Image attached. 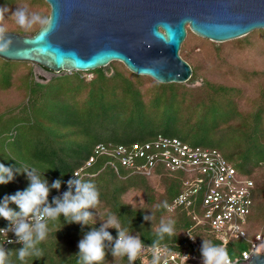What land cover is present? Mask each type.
<instances>
[{"label":"trees","instance_id":"16d2710c","mask_svg":"<svg viewBox=\"0 0 264 264\" xmlns=\"http://www.w3.org/2000/svg\"><path fill=\"white\" fill-rule=\"evenodd\" d=\"M25 3L38 7H47V4L43 0H0V9L16 8ZM40 15L48 17V13H42ZM41 27L42 26L39 25V27L27 32L33 35ZM4 31L21 35L26 34V28L23 29L21 26L11 30L4 29ZM189 36L190 32L186 29V39L183 46L186 44ZM192 36L201 42L210 44L211 53L214 58L211 70L214 73L231 74L232 78L243 81L244 83H248L249 81L250 84L253 82L254 84H259L260 88L257 89L256 96L250 98L246 95L244 88L217 83L203 76L199 78L200 85L194 89L188 88L182 83L160 84L148 77L130 73L119 63H109L107 66H109L111 71L113 70V73L110 75H107L103 68L87 72L93 75L90 79L84 78L82 76L84 74L81 72L76 73V78L80 84L78 86H73L76 87L74 90L67 91V93L64 94L65 98H69L71 102L68 103V106L66 105V109H62L60 104L57 103L58 101L52 99L53 102L51 101V105L56 107V110L49 111L51 114L47 117L50 122H52L53 119L59 118L61 115L59 110H61L64 115L68 113L64 123L57 124V129L53 128L54 132L47 133L34 140L24 135L20 138L18 136L21 131L15 133V130L13 131L10 127H3L5 131L0 132V163L13 168L17 167L20 171H23L24 167L30 166H28L27 162H24L13 154V150H11L8 143L11 141L14 143L19 141L23 144L24 141L27 143L26 145L23 144L25 146H30L31 143L32 145L36 144L38 148L33 154L38 157V159L42 160L45 154L49 155V157L55 155L57 158L54 163L56 167L54 171L36 169L41 173L44 172V179L47 180L50 189L51 184L56 180L61 181V188L66 178L74 169L87 160L92 154V147L98 143L129 146L134 143L148 142L157 137L176 138L190 146L217 151L225 161L235 169L239 176L250 179L253 182V205L247 218V229L249 231H254L260 228L264 224V71L258 72L256 70L242 69L232 61H229L228 57L229 51L240 50V47L244 46L250 47L252 41H257L260 47L253 58L256 60L263 59L264 31H254L233 42L221 44H214L207 40L197 38L194 35ZM180 47L182 50V45ZM0 60L1 64H3L0 68V92H8L9 90L20 92V85H23V82L27 85L26 80L29 79L31 83L33 77L29 68H26L27 71L25 74L19 73L21 68L28 67V62H17V66L9 67L11 62L2 58H0ZM7 66L8 68L6 69ZM15 68L18 69L14 73L13 69ZM191 71V77L187 81L189 84L196 79L198 80L196 74L197 68L191 67ZM73 72L75 71L70 72L69 75H74ZM14 74V78H22L25 76H27V78L25 77V81L21 80L22 82L18 80L17 83L14 84V78L12 82L9 81ZM22 74L24 76H21ZM122 80L129 82L133 88L131 91H133L134 94H132L133 97L130 101V105H123L116 99H112L114 101L109 100L104 95V92L109 89V87L117 89V85ZM146 82H149L150 85L146 86ZM82 85H86L85 93L82 89ZM29 86L31 85L29 84ZM21 88H23V86ZM39 91L35 85V91L30 89L28 92L26 97L27 100L26 98L23 99L25 93H22L21 101L17 103H9L8 101L7 104L0 109V115L4 109L10 108V110H13L20 105L25 116L22 117L21 115L19 119V124L21 125H18L19 128L24 126V129L27 128L28 124H32L34 128L42 129L44 127L43 124L33 118L35 103L31 101V97L39 93ZM152 97L154 99H152ZM215 100H219L223 106L230 105L232 108V110L228 111L230 115H224V112L228 109L222 111L219 108V115L217 116L214 113L215 110H207L210 105H214L213 101ZM247 105L248 107H246ZM122 106L129 110L120 117L122 118V123L133 122V124L131 123L132 127H130V140L121 142L114 138L116 136H109V134L106 136L110 138L98 140L93 134L91 140H93L94 143L91 144L93 146L90 147V151H85L83 147H77L73 149V152L69 149L70 152L68 156L59 153L61 148L60 143H62L61 140H63L65 136L69 138H71L70 135L76 137L74 141L77 144L75 142L74 144L78 146L81 137L89 139V137L82 135V133L87 134L88 131H84L83 128H80L79 123H83L84 127L92 125L95 128L98 121L101 122L103 119L112 120L116 118V113L122 110ZM160 106H164L165 108L163 113L164 120L162 119V121L165 123L166 128L160 131L154 130V127L147 128L144 124L143 112L151 110L152 107L157 108ZM135 112H137L138 115H136ZM157 119L159 118H156V120ZM209 120L218 121L215 125L213 124L210 129L227 130L229 128H234L236 130H242L239 135L237 132L236 138L239 141V146L235 149L236 152H234L233 155L231 154L232 156H225L224 153L213 145H201L187 142L186 138L188 134H192L196 137L200 129H204V127L213 123L209 122ZM30 128L32 127L30 126ZM103 128L107 129L104 130L106 132H111L113 130L111 125ZM227 134L229 138L233 135L231 132ZM50 144H57L56 149ZM238 153H240L241 156H237ZM87 171L89 176H85L83 179L94 182L100 193L98 206L90 210L94 213L95 223L89 221L88 226L69 224L64 222L63 217H60V222L63 227L56 233V230L61 224L56 222L55 226H53L54 222H49V227L52 228V231L48 238L38 245V247L42 249V256L30 257L24 264H78V258L75 255L78 254L77 245L79 240L92 228L99 229L109 212L118 215L121 224L125 227H129L130 234L137 236L141 239L142 243L147 246H150L151 242L155 239V226L162 218H172L176 222L175 229L177 236L172 238L166 236L164 240V243L168 245L170 250L186 251L200 255L202 239L211 240L215 244L220 245L219 242L214 239L213 233H211L207 226H194L190 208L178 207L174 211L168 212L167 208L156 207L164 202L169 205L172 199L181 193L183 189L182 184L186 178L184 173L168 171L161 165L155 167L150 177L131 175L124 168H121V170L119 169V172L116 173L111 167H103L102 158H99ZM28 184L29 181L25 174H15L13 180L9 184L0 185V200H2L5 195H13L17 191H23L28 187ZM57 191V189L50 190L48 196L49 203L56 197L54 194ZM128 191L140 193L142 196V205L137 207L130 206V204L123 199ZM9 207L18 210L14 204H10ZM199 211L197 207L196 212L199 213ZM145 216L150 218L146 220ZM7 226L8 222L0 218V229L6 228ZM108 231L113 238L117 236L115 229L109 228ZM189 235L194 237L193 242L189 240ZM4 240L5 237L0 234V245H3ZM21 247V244L13 243L4 248L9 251H15ZM105 251L106 256L103 264H129L127 257L121 258L112 256L111 245H107ZM10 260L11 264H22L15 254L10 257ZM132 264H141V262L139 259H135Z\"/></svg>","mask_w":264,"mask_h":264},{"label":"water","instance_id":"95a60500","mask_svg":"<svg viewBox=\"0 0 264 264\" xmlns=\"http://www.w3.org/2000/svg\"><path fill=\"white\" fill-rule=\"evenodd\" d=\"M50 25L33 35L4 31L0 58L52 73L86 72L111 62L160 84L186 83L191 67L179 50L186 29L215 43L264 31V0H43ZM160 31L167 38L154 37ZM10 41V42H9ZM246 264H264L252 254Z\"/></svg>","mask_w":264,"mask_h":264},{"label":"rangeland","instance_id":"374dc122","mask_svg":"<svg viewBox=\"0 0 264 264\" xmlns=\"http://www.w3.org/2000/svg\"><path fill=\"white\" fill-rule=\"evenodd\" d=\"M21 7H25L26 11L28 13H38V14H42V13H49V7L47 5V7L45 6H34V5H30L29 3H25L20 5L19 7L16 8H8L6 9V11L3 13L2 18H0V26L3 29H16L18 26H20L17 21H16V17L13 16V14L15 13V11L18 8ZM39 27V24H35L31 27H21V28H26V34L24 35H31L29 32L27 31H32L33 29ZM190 32V31H189ZM192 35H194L193 33L190 32V36L188 37V40L186 41V44L183 46V43H185V39L182 42V50L180 47L179 50V55L180 57L186 61L189 66L191 67H196L197 71V78L195 81L189 83H182L184 84L186 87L188 88H196L197 86L200 85V81L199 78L200 77H204L207 78L209 80L215 81V82H219V83H224L226 85H232V86H239L241 88H244L246 95L249 96L250 98H253L256 96L257 93V89L260 88L259 84H254L253 83H244L243 81H239L237 79L232 78L231 74H226V73H214L211 69L213 66V56L211 53V46L209 43H205V42H201L197 39H195V37H193ZM195 36V35H194ZM197 37V36H196ZM200 38V37H197ZM202 39V38H200ZM206 40V39H203ZM237 40V39H235ZM235 40H231L228 42H223V43H230L233 42ZM209 41V40H207ZM211 42V41H209ZM214 44H221V43H215V42H211ZM259 47L260 44L257 41H252L251 46L247 47H240V50H232L229 51V57L228 60L232 61L235 65H238L240 68L242 69H247V70H256V71H264V55L262 56L263 59H254L253 56L255 53H257L259 51ZM1 61V60H0ZM10 62V61H9ZM29 63V62H28ZM111 63H118V62H111ZM120 64V63H119ZM13 67L17 66V62H13L11 61V64H9ZM122 65V64H121ZM3 66V64H1L0 62V68ZM8 68V66L6 67V69ZM26 68L30 69V72L32 73V81L31 83L29 82L30 80L27 79V76L19 78V77H15V74L13 75V77H11L9 79V81L12 82L13 78V83L16 84L17 81L19 80L20 82L22 81H27V85L25 84V82H23V85H20V92L16 91V90H9L8 92H0V109L2 108V106H5L7 104V102L9 101V103H17L19 101L22 100L21 95L22 93H25V96L23 99H25L27 97L28 92L31 90L35 91V85L36 88L38 89L39 93H36L34 96L31 97V101L35 103V108L33 109V115H34V120H37L39 122H41L43 124V128L39 129V128H34L32 126V124H28L27 128H24V126H21L19 128L18 125L19 124V119L25 116L23 113V109L20 107V105L15 108V109H11L7 108L4 109L0 115V132L5 131V128L10 127L12 128V130H15L16 132H20L19 136L20 138H22V135L24 136H28L29 139H38L39 137H42L43 135H46L47 133L50 132H54L53 128H56V125L59 123L63 124L65 118L67 117V115H64V113L60 111V116L58 119H53V123L49 121L48 117L49 111H54L56 110V107H54L53 105H51V103L53 102V100L58 101L57 103L60 104V107L62 109H66V105L68 106V103H71L69 98H65L64 94L67 93V91H71L74 90L73 86H78L80 83L78 81V79L76 78V71L73 72L74 75H69L70 72H60V73H52L44 68H41L40 66H38L37 64H33V63H29L28 67H24L20 69V74L23 73L25 74V72L27 71ZM18 68L13 69L14 73L16 72ZM104 72L107 75H110L113 73V70L111 71L109 66H105L103 67ZM89 71L86 72H81L84 75H82L84 78L86 79H90L93 75L90 73H87ZM80 73V72H79ZM87 73V74H85ZM11 74V73H10ZM21 76H24V75ZM22 80V81H21ZM7 82V81H6ZM22 84V83H21ZM29 84L31 86H29ZM149 82H146V86H149ZM23 86V88H21ZM47 86V87H46ZM82 89L84 91V93L86 92V85H82ZM18 89V87H17ZM131 89H133L130 85L129 82H125V81H121L118 85H117V89H113L111 87H109V89H107L104 92L105 97H107V99L112 100V99H116L118 100V102L127 105H130V101L132 99V94L133 91H131ZM158 90V89H157ZM152 99H154L152 97ZM27 100V98H26ZM52 101V102H51ZM114 101V100H112ZM214 105H210L207 110H215L214 113L217 115H219L218 111L221 109L222 111H224L225 109H228L226 112H224V115H230L229 114V110H232L230 105H225L223 106L222 103H220L219 100H215L213 101ZM124 106H122V110H120L119 112L116 113V118L109 120V119H103L101 120V122L98 121L97 126L94 128V126L92 125H88L86 127H84L83 123H79V127L83 128L84 131H88L87 134L86 133H82V135L89 137H81L80 140V144L79 146L76 145L77 143L74 141L76 140L74 136H71V138H69L68 136H65V138L63 140H61L62 143L61 144V148L59 150V153L65 156L69 155V152L71 150V152H73L74 148L77 147H83V149L85 151L89 150L90 151V147L93 146L91 144L94 143L93 140H91L92 135L94 134L95 137L98 138V140L101 139H108L110 137H107L109 134L110 135H114L116 137H114L117 140H120L121 142H126L127 140H130V127H132L133 122H124L122 123L120 118L122 115L126 114L129 110L128 108H123ZM248 107V105L246 106ZM220 108V109H219ZM137 109V108H136ZM164 106H160L157 108H151V110L149 111H144L143 112V117H144V124L147 128H152L154 127V130H164L166 128L165 123H163L162 119L164 120ZM10 110V111H9ZM140 113V112H139ZM136 115L137 112H135ZM156 118H159L156 120ZM142 119V118H141ZM114 120V121H113ZM209 122H213L210 123V125H208L207 127H204V129H200V132H198V135L196 137H194L192 134H188L186 140L187 142H191V143H195V144H209V145H213L214 147H216L218 150H220L222 153L225 154V156L230 157V155L234 154L235 149L239 146V141L236 138L237 132L238 135L242 132V130H236L234 128H229L227 130H220V129H210V127L214 124H216L218 121L216 120H209ZM102 123V125H101ZM132 123V124H131ZM101 125L100 129L99 126ZM111 125L113 130L111 132H106L104 130L103 127ZM30 126L32 128H30ZM206 126V125H204ZM3 127H5L3 129ZM22 128V130H21ZM115 128V129H114ZM238 128V127H237ZM37 129V130H36ZM241 131V132H240ZM223 132V133H221ZM233 133L232 136H230V138L228 137L227 133ZM225 133V134H224ZM236 133V134H235ZM196 134V133H195ZM107 135V136H106ZM72 141H71V140ZM132 139V138H131ZM19 141H17L16 143L14 142H10L8 143L9 147L11 148V150H13V154H15L19 159L23 160L24 162L28 163V166L30 167H34V168H38V169H44V170H50V171H54L56 169V167L54 166V163L56 162L57 158L54 155H51L49 157V155L45 154V157H42L43 159L40 160L38 159V157H36L33 152L35 150H37L38 146L36 144L32 145V143L27 146H25L27 143L23 141V144H21ZM74 142L76 144H74ZM29 144V143H28ZM54 144V143H53ZM52 145V144H50ZM55 149L57 147V144L52 145ZM51 146V147H52ZM95 146V145H94ZM93 146V147H94ZM29 147V149H28ZM92 147V149H93ZM72 148V149H71ZM70 149V150H69ZM91 149V151H92ZM231 155V156H232ZM245 155V154H243ZM236 156V155H235ZM237 156H241L240 153L237 154ZM62 158V157H60ZM119 169L121 170V168L119 167ZM57 173V172H56ZM157 191L159 192L158 188ZM123 199L128 202L130 204V206H140L142 205V196L140 193H137L135 191H128ZM102 225V224H101ZM213 237H215V235L213 234ZM215 239V238H214ZM246 248V244L243 241H230L226 247V250L228 252V256L231 258H234L237 254V252H239V250L241 249H245Z\"/></svg>","mask_w":264,"mask_h":264},{"label":"built area","instance_id":"2783aa9c","mask_svg":"<svg viewBox=\"0 0 264 264\" xmlns=\"http://www.w3.org/2000/svg\"><path fill=\"white\" fill-rule=\"evenodd\" d=\"M99 158L103 159V167H111L116 173L121 167L131 175L150 177L158 165L171 172L184 173L183 189L172 199L167 211L172 212L178 207L190 208L194 226H207L225 249L230 241H243L246 248L239 250L234 258L229 257L230 264H246L252 254L264 256V224L254 231L247 229V218L253 205V182L239 176L217 151L190 146L179 139L167 137L129 146L98 143L54 196L60 197L68 190L67 181L73 175L81 178L89 176L88 168ZM197 207L199 213L196 212ZM7 240L12 242H5V237L4 247L16 243V237L11 232ZM145 246L136 259L141 264H151L153 253L150 247ZM182 256H187V261ZM160 264H202V258L186 251L170 250L169 254L162 255Z\"/></svg>","mask_w":264,"mask_h":264},{"label":"clouds","instance_id":"9594fccd","mask_svg":"<svg viewBox=\"0 0 264 264\" xmlns=\"http://www.w3.org/2000/svg\"><path fill=\"white\" fill-rule=\"evenodd\" d=\"M6 9H0V18ZM17 23L21 27H31L35 24L49 26L51 21L47 16H41L38 13H28L25 7L18 8L13 14ZM4 29L0 27V34ZM157 39L172 42L175 40V33L169 30L167 38L160 31L153 33ZM10 42V41H9ZM3 49L0 48V51ZM23 173L26 175L29 184L23 191H17L13 195H5L0 200V218L8 222L6 228L0 229V234L6 237L11 232L16 237V243L22 245L15 251L6 250L0 245V264H11L10 257L15 254L17 259L24 264L30 257L42 256V249L38 245L44 242L52 228L49 222H60V217L64 218L65 223L79 224L85 226L89 221L95 223L93 211L99 204V190L92 181L85 180L79 176H72L67 181L68 190L60 197H54L52 202H48V196L51 189L59 190L61 181L56 180L51 184V189L43 173L34 167H24L20 171L17 167L5 166L0 163V185L9 184L15 174ZM14 204L16 209L9 207ZM157 208H167L166 202L157 205ZM150 217L145 216V219ZM175 220L172 218H162L155 226V239L150 247L153 253L151 264H160L162 255L170 253L168 245L164 243L165 237H176ZM63 225L56 230H61ZM109 228L117 232L115 238L112 237ZM129 227L121 224L120 217L114 213H107L104 222L99 229L92 228L86 232L78 242V264H103L105 260L107 245H111V254L113 257H127L129 264L141 254L145 245L137 236L130 234ZM189 237L194 238L189 235ZM180 254V253H179ZM202 264H230L227 250L215 244L211 240H203L200 249ZM187 261V256H182Z\"/></svg>","mask_w":264,"mask_h":264}]
</instances>
